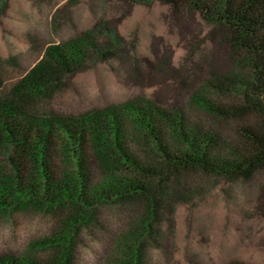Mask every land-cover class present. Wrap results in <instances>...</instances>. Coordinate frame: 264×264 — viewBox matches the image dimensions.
Instances as JSON below:
<instances>
[{
  "label": "rangeland",
  "instance_id": "rangeland-1",
  "mask_svg": "<svg viewBox=\"0 0 264 264\" xmlns=\"http://www.w3.org/2000/svg\"><path fill=\"white\" fill-rule=\"evenodd\" d=\"M73 41L80 43L79 56L68 55L63 66L49 57V47L67 53ZM42 64L46 69L29 81ZM212 71L233 81L231 97H242L250 77L246 52L200 4L0 0V118L5 108L16 109L9 120L23 123L14 138L0 133V175L13 186L0 198V256L45 263L57 250L35 243L69 218H82L72 234L71 264H118L131 245L141 249L140 264H264V171L250 178L201 168L170 172L159 192L162 207L147 226L143 197L96 196V187L108 189L114 177L107 182L92 130L85 128L89 121L78 128L70 123L90 114L107 123L113 108L153 100L227 136L229 125L193 103L196 95L217 100L207 86ZM81 127L86 136L79 142ZM121 130L130 155L158 157L130 122ZM27 135L28 142H40L39 161L22 144ZM115 168L117 177L128 176L124 163ZM66 189L70 197L61 199Z\"/></svg>",
  "mask_w": 264,
  "mask_h": 264
},
{
  "label": "trees",
  "instance_id": "trees-1",
  "mask_svg": "<svg viewBox=\"0 0 264 264\" xmlns=\"http://www.w3.org/2000/svg\"><path fill=\"white\" fill-rule=\"evenodd\" d=\"M161 1L171 3L176 8L188 4H200L205 8L226 28L232 42L246 52L250 77L242 83V97H231L229 94L233 81L212 71L206 78L207 86L217 100L199 95L193 97V103L198 110L215 116L230 126L227 136L221 127L208 126L202 121L192 119L179 108L166 109L153 100H133L115 107L107 113V123H102L98 114H90L85 120L70 122L78 128L89 121V126L86 124L85 128L92 130L93 145L108 172L106 181L109 182L114 177V180L108 183V189L99 185L96 187V196L106 198L109 197L107 193L111 192L117 197H143L146 204L143 224L147 226L162 207L163 199L159 197V192L163 188V179H166L170 172L179 174L192 168H201L231 178H250L256 171H264V0ZM66 50L67 53L57 46H52L47 49V53L52 60L63 66L68 55L73 57L81 54L80 43L70 42ZM44 69L45 64L38 66L29 81L35 82L36 75H41ZM199 80L201 78L197 81ZM36 83L33 86L39 88L40 84ZM11 112L14 115L17 111L5 108L4 116L0 118V133L6 140L14 138L16 133L20 134L23 126V123L18 122L11 124ZM125 121L130 122L134 134L142 133L150 141V145L157 150L158 157L156 155L155 158H143L129 154L121 130ZM27 123L30 127L35 126L33 121H26L25 124ZM76 135L79 136L80 142L86 136V129L81 127ZM22 144L31 147L32 156L40 160L41 146L37 139L30 143L28 135L24 136ZM111 147L114 149L116 160L110 155ZM115 163L128 166L127 177L116 176ZM12 188V183L0 175V198ZM67 193L68 189L61 192L59 197L68 199L70 196L66 195ZM79 196L73 199L78 200ZM82 201L87 202L85 197ZM46 202L49 205L54 203L53 200ZM81 220L82 218H69L55 235L35 243L57 250L49 261L42 263L29 257L3 255L0 256V264H71L74 251L72 234ZM127 254L128 257L120 260L118 264L141 263L142 254L138 245L129 246Z\"/></svg>",
  "mask_w": 264,
  "mask_h": 264
}]
</instances>
